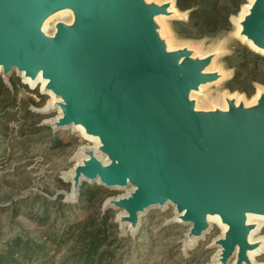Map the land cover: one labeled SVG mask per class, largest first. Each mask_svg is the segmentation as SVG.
<instances>
[{
	"label": "water",
	"instance_id": "obj_1",
	"mask_svg": "<svg viewBox=\"0 0 264 264\" xmlns=\"http://www.w3.org/2000/svg\"><path fill=\"white\" fill-rule=\"evenodd\" d=\"M172 3L0 0V75L10 87L14 73L24 83L41 75V92L56 99L34 110L58 111L41 124L55 133L81 125L98 137L75 152L72 173L63 172L71 184L65 201L77 202L84 183L126 189L102 210H118L115 222L133 236L150 210L172 204L166 224L189 225L185 248L218 214L227 228L214 240L216 264H257L249 252L264 239H253L261 224L253 219L263 218L249 214L264 216V90L252 103L225 96V106L199 107L193 93L225 76L211 69L220 51L171 43L161 19L178 15ZM250 3L240 36L264 55V0ZM62 10L72 20H58L49 33L46 21Z\"/></svg>",
	"mask_w": 264,
	"mask_h": 264
},
{
	"label": "trees",
	"instance_id": "obj_2",
	"mask_svg": "<svg viewBox=\"0 0 264 264\" xmlns=\"http://www.w3.org/2000/svg\"><path fill=\"white\" fill-rule=\"evenodd\" d=\"M248 0H177L188 19L175 21L182 35L204 38L230 29L232 17L239 14ZM189 32V33H188ZM233 76L226 85L252 95L258 83L264 84V55L237 42L224 57ZM10 87L0 75V160L22 161L32 157L35 148L59 147L63 141L75 143L73 136L63 137L52 127L41 124L44 115L31 106L43 105L47 95L31 89L19 76L11 77ZM25 88L32 95L20 98ZM62 184L68 183L60 179ZM109 190L98 184L84 183L77 202H67L31 192L13 198L9 210L13 221L26 217L31 228L8 237L0 244V264H126L124 244L118 235L113 209L103 212Z\"/></svg>",
	"mask_w": 264,
	"mask_h": 264
},
{
	"label": "rangeland",
	"instance_id": "obj_3",
	"mask_svg": "<svg viewBox=\"0 0 264 264\" xmlns=\"http://www.w3.org/2000/svg\"><path fill=\"white\" fill-rule=\"evenodd\" d=\"M157 1L164 2L166 0ZM175 6L176 8L172 10H177L178 15L163 18L160 16L165 26L166 36L170 42L175 46L189 45L202 54L217 50L220 51L211 69H218L225 76L218 82L211 83L207 86L204 85L205 87L202 86L203 89L201 92L193 93V97L197 99L198 106L201 108H212L215 105L225 106V96H235L238 98V102L239 99L245 100L246 103L255 101L259 91L264 90V84L258 83L252 95L238 90L232 91L226 85L227 80L233 76L234 70L227 66L224 57L233 52L234 45L237 42L243 43L245 41L236 34V20L241 19V11L233 17L230 29L219 31L208 37L195 38L189 35H182L179 32V26L176 25L175 21L178 19H187L188 10H182L177 4ZM58 14L60 15L53 17L50 21L48 19L45 29L49 33L54 31V24L58 20H72V15L69 13V10L65 13ZM249 44L246 43L250 47L251 44ZM17 75L14 73L12 77ZM19 77L23 81L22 76L19 75ZM26 84L31 89L39 88L41 91L42 82L39 83L38 87H31L32 85L29 82ZM44 94L47 95L46 102L39 106L32 105L31 107L33 109L43 108L47 103L53 102L56 99L51 93ZM30 95L39 100L36 94H31L25 88L20 90V98L30 97ZM57 115L58 111H54L49 115H44V118H53ZM65 131L63 132V137H66V139L70 137L71 140V136H73L76 140L75 143H67L64 140L57 148L43 145L38 149H34L31 154L32 157L25 158L22 161H18L17 159L0 160V244L8 237L31 228L30 221L26 217H19L18 220L13 221L9 210L6 208L2 209L5 206H9L13 198L27 195L31 192H39L53 198L63 195L65 198L64 192L70 191L71 184L62 178L63 172L69 171L73 167L75 163L74 155L79 147L95 146L96 142L84 136L80 130L70 128ZM60 179L68 184L63 185ZM108 190L110 193L108 197L126 193V189L115 188ZM113 211L116 218L118 210L113 209ZM174 215L175 207L172 204L168 205L166 209L155 208L150 210L143 216L142 225L135 236L131 234L128 225L125 226L126 231H123L118 224V235L123 239L122 243L124 246L126 245L122 252L123 257L128 258L126 264L217 263L215 255L219 250V246L214 244V240L224 233V227L219 223H214L210 232L204 238L200 239L198 244L185 248L184 239L189 225L182 222L167 225L166 220L172 218ZM252 218L254 217H250L249 219L251 220ZM253 220L261 221V226L259 227L260 222L257 226L258 230L253 231H256L254 235L252 234L253 239H264V219L254 218ZM254 261L257 264H264V248L255 255Z\"/></svg>",
	"mask_w": 264,
	"mask_h": 264
},
{
	"label": "bare ground",
	"instance_id": "obj_4",
	"mask_svg": "<svg viewBox=\"0 0 264 264\" xmlns=\"http://www.w3.org/2000/svg\"><path fill=\"white\" fill-rule=\"evenodd\" d=\"M253 0H250V2H252ZM245 3L244 5V7H242L243 9L241 10V19H243V16H244V14L248 11V8L250 7V4L251 3ZM173 8H176V6H175V4L174 3H172V5H171V10L173 9ZM68 10H62V11H60V12H58V13H65V12H67ZM175 11H177V10H175ZM239 17V18H240ZM241 19L240 20H236V22H237V29H236V34H238L239 36H240V29H241V25H240V21H241ZM47 22H48V20L46 21V23H45V25H44V29L46 28V25H47ZM240 37H242V39L243 40H245V41H248L253 47H255L254 45H253V43H252V41L251 40H249V39H247V37L245 36V35H241ZM0 70H2V67L0 66ZM24 79L27 81V82H29L32 86H35L36 84H38V83H43V85L46 83V80L45 79H43L42 78V76L40 75V76H38L37 77V79H35V80H33V79H31V78H28V77H24ZM202 86H204V85H202ZM201 86V87H202ZM261 91V90H260ZM260 91H259V93L257 94V97L260 95ZM52 93V92H51ZM53 94V93H52ZM237 100H238V98H237ZM238 102V101H237ZM54 118V117H53ZM75 128L76 129H78V130H80L81 132H82V134H84L85 136H87V137H89L90 139H92V140H94L96 143H98V141H99V139H98V137H95V136H92V135H87L86 133H85V130H84V128L81 126V125H78V126H75ZM72 173V171L71 170H69V171H66L65 172V175L67 176V175H70ZM250 217H262L263 219H264V216H258V215H253V214H249V218ZM209 221H210V223H211V226H213V224L214 223H219V224H221V225H223V227H224V229H226L227 228V225L226 224H223L222 223V221H221V218H220V216L218 215V214H215V215H210L209 216ZM261 226V224H259V227ZM254 233V232H253ZM262 248H264V245H262V246H260V248L259 249H255V250H252V251H250L249 252V255H250V257H251V259L254 261V259H255V255H257L260 251H261V249ZM215 259L217 260V257H215ZM255 262V261H254Z\"/></svg>",
	"mask_w": 264,
	"mask_h": 264
}]
</instances>
